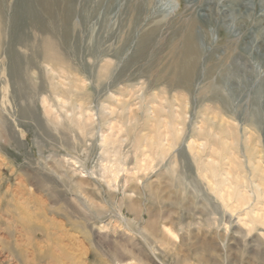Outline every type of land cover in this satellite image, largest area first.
I'll use <instances>...</instances> for the list:
<instances>
[{"label": "rangeland", "instance_id": "1", "mask_svg": "<svg viewBox=\"0 0 264 264\" xmlns=\"http://www.w3.org/2000/svg\"><path fill=\"white\" fill-rule=\"evenodd\" d=\"M75 1L79 17L67 20L64 0H0V264H264V194L250 182L264 189V175L240 162L244 146L225 132L251 137L264 167V112H251L264 66L253 43L227 63L241 69L239 81L226 82L231 106L202 110L210 97L201 76L210 59L233 56L238 17L215 15L221 0ZM208 1L213 14L196 29L201 78L178 96L147 67L164 56L185 12H203ZM227 1L264 18V0ZM248 19L242 29L251 31ZM147 27L155 30L141 46ZM60 67L77 80L58 77ZM258 102L264 107V97ZM85 113L88 127L77 119ZM107 134L115 137L106 145ZM189 141L203 158L215 149L225 162L235 151L238 163L221 169L241 177L198 176Z\"/></svg>", "mask_w": 264, "mask_h": 264}, {"label": "bare ground", "instance_id": "2", "mask_svg": "<svg viewBox=\"0 0 264 264\" xmlns=\"http://www.w3.org/2000/svg\"><path fill=\"white\" fill-rule=\"evenodd\" d=\"M210 2L212 3L213 1H208L207 2L208 4H206L205 7L202 8L203 12H201L202 10H198V11H196L197 13H192V14H191V11L185 12L184 18L186 19L185 20L186 22L180 28L178 33H175V36L171 37L170 42H169L168 46L166 47L167 49H166V52H165L164 56L159 57L155 61L151 62L149 64V66L147 67L148 68L147 70H149V72L151 74L155 75V77H156L155 79L164 80V81L167 82L168 85H174L175 88H176V93L178 92L180 94L178 96H184L185 93L190 91L191 88L194 86V84H195L194 81L200 80V78L203 77L204 80H205L204 88L206 89V91L209 94V97H210L209 100L210 101H209L208 104H206L203 107L202 110H205V112L206 111H209V112H222L224 109H227L229 106H231L229 104V101L231 100L230 96L232 95V91H229V90L226 89V84H227L226 82L230 81V80H234V79L239 81V79H240V78H237V76H235L236 72H239L241 70L240 67L238 65L234 64L233 62H231V64H230V62H229V64H227L228 61L234 60L235 58L240 60V56H242V51L244 50V48L254 44L255 47H256L255 50L261 53V55L259 57H257V59L260 60V62H262L263 66H264V18L260 17V16H255V11L253 9L254 7L252 6L253 7L252 8L249 4L241 3L239 1L238 2H234V1H227V0H221L219 2H216V10L213 13L215 15H219L222 18V20H226L229 17L228 13H230L232 15V17H236V18L238 17L236 19L238 21H237V23H235L236 26L235 25L234 26L238 27L239 30L242 33H241V35L238 38H236L233 41H231L232 42L231 46H229V43H228L227 48L230 50L231 53H233V56H229V55L222 56V58H220L219 61H213V60L210 59L209 63L206 66V69L204 70L205 71L204 74L202 73L203 75L201 76L199 74V71H200L199 70V64H200L199 58L201 57L200 56V51L201 50H199V47H198V42L199 41H198V35L196 34V29L200 28V27L202 29V26L205 25V23H206V20H207L206 17H208L209 15L213 14L211 12L212 6H211V8L209 7L210 6ZM64 3L66 5V7H65V18L67 20H72L71 18H76V17L78 18L79 17L78 14H77L78 11L75 8L76 1L75 0H64ZM262 3H264V2H262ZM217 5L220 6V8ZM214 6H215V4H214ZM139 7L136 6V9H134V14H136V15L138 14V11H140ZM25 9H26L27 15H29L30 14L29 8L26 7ZM212 11H213V8H212ZM18 14H21V13H18ZM30 15H29V17H31ZM125 16H126V14H125ZM251 16H254V19H255L254 23L251 26L252 30L251 31H246V28L242 29L244 27L245 21H246L245 19H244L245 21L242 20V18H247L248 19V17L251 18ZM21 19H22V16L20 17L19 20L18 19H14V23H20ZM209 20H210V17H209ZM215 20H216V17H215ZM227 21H226V23H227ZM16 25H18V24H16ZM14 29H15V27H14ZM154 30L155 29L153 27H147V28H144L141 31L142 37L144 36V38H146L144 40L143 39L141 40V46L144 44V41H147V40H149L151 38V36L153 35ZM16 36L19 37V39L21 38L20 37V31H18ZM67 39L69 40V37H67ZM142 49H143V47H141V50L139 51V53L141 51H143ZM49 58L52 59L51 56H49ZM18 60H17V62H18ZM14 63H16V62H14ZM244 63H247V62H244ZM106 66L107 65H105L104 67L101 66V68H100L101 70H99V72H98V77L99 78L104 76L105 70H106ZM48 70H49L50 73L57 72V70L54 69V67H50ZM60 70H61L60 71V75L58 77L64 76V75H66V76L68 75L67 77H68L69 80L70 79L71 80H77L75 77L72 78V76H74V75L72 74V76H71V72L65 71V68L60 67ZM218 70H220V71L218 72ZM72 72H73V70H72ZM226 73H229V74H226ZM18 76H20V75H18ZM261 82H262V84H264V79ZM262 84H261V86L259 88H257L258 90H256L254 92V95L252 97L253 99H252V102H251V106H253V110L251 112H264L263 105L260 106L259 102H258V100L261 97H264V85H262ZM178 88L182 89L183 92H179ZM193 90H194V88H193ZM202 97H203V95H202ZM49 114H50V112H49ZM81 115H83V114H81ZM80 118L81 117L79 116V118H77V119L80 120L81 123H82V120H83V127H88L89 122H90V115L85 113L83 115V119H80ZM58 120H59V118H58ZM85 120L87 121V123L84 124ZM196 129H198V128H196ZM219 129H221V128H219ZM230 129L231 128L228 127V125L225 126V130H226L225 132L226 133L229 132L228 134H229V137L232 139V142H235V141L239 142V140H241V144H243V146H244L243 156H244L245 160H243V161L240 160V162L243 163L244 161H246V163L249 165L250 170H251L252 173L254 171H258L259 173H261V176H263L264 175V167L261 166V163H260V161L262 160L261 159L262 157L260 155H258L259 151L256 149L257 145L256 146L253 145L254 141L253 140L251 141L250 140L251 137H247L246 135H243L242 138H237V136L234 135L230 131ZM198 132H197V134H198ZM202 134L206 138H210L211 140L214 139V141L215 140L216 141H221L223 143L226 142V139L224 140V138L222 136H219L220 134H219L218 131H208V132L205 131V132H203L201 134L199 132L198 135H202ZM112 137H115V136H111V134L102 135V140L101 141L107 145V140H109V139L111 140ZM175 137L176 136H174L173 139H175ZM173 139H172V142L174 141ZM172 142L168 143V147L170 149L174 146L172 144ZM191 144H193V141H189L187 143L186 148H187V150L189 152L190 159L192 161V164L195 167V171H196V174L198 176H201L203 179H207V180H208V178H210L212 180H218V179L223 177L224 173L228 176L233 171L232 174L237 176L238 179H239V177H241L243 172L241 173L240 171L233 170V169H231L232 168L231 166L229 168V170H231V172L228 171V170H224L223 168L221 169V166L223 164L224 165H226V164L230 165L229 162L231 163V161L233 163L237 162V158L238 157L233 156L235 151L232 152V151L229 150L230 157L227 160L228 161L231 160V161L227 162V160H226L225 162H223V160L226 159L228 155L227 156L220 155V157L216 159V158L213 157L214 156L213 153L215 152V153L218 154L219 152L215 151V149L214 150L212 149L213 151H209L207 153V156H205L203 158L201 156V153L204 152L203 149H202L203 146L194 147ZM101 146H103V145H101ZM104 147H105V145H104ZM162 147H163V145H160V146H158V149L162 150L163 149ZM106 149H108V148H106ZM221 160H222V163L220 162ZM172 162H173V160L170 161V163H172ZM219 166H220V170H219ZM104 169H107V167H104ZM108 171L111 174L114 172L113 169H110ZM117 171L115 172V174L117 173ZM119 171H121V170H119ZM109 179L110 178L107 179L108 182H110ZM250 182L252 183L251 186H253L256 189V191L258 193L257 195L262 196L264 194V189H262V187L260 186V183H256L255 184V182L253 180L252 181L250 180ZM253 187H252V189H253ZM243 197L245 198L244 195H243Z\"/></svg>", "mask_w": 264, "mask_h": 264}]
</instances>
